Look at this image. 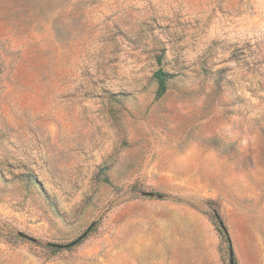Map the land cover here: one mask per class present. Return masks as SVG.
<instances>
[{
	"label": "rangeland",
	"instance_id": "rangeland-1",
	"mask_svg": "<svg viewBox=\"0 0 264 264\" xmlns=\"http://www.w3.org/2000/svg\"><path fill=\"white\" fill-rule=\"evenodd\" d=\"M213 212L264 264V0H0V264H229Z\"/></svg>",
	"mask_w": 264,
	"mask_h": 264
},
{
	"label": "trees",
	"instance_id": "trees-1",
	"mask_svg": "<svg viewBox=\"0 0 264 264\" xmlns=\"http://www.w3.org/2000/svg\"><path fill=\"white\" fill-rule=\"evenodd\" d=\"M160 59V58H159ZM159 63V61H158ZM152 79L155 81L156 83V92H155V99L158 100L160 99L166 92L167 90V83L168 81L171 79V75L168 73L163 72L161 69L156 70L153 74H152ZM105 182H107V180H104ZM156 197V199H167L168 195L164 194V193H155L154 194ZM212 204V201L207 202V205L210 207ZM212 222L214 225V228L216 229L220 239L222 241H224L227 245V249H228V262L229 264H236V260L234 257V253L232 250V246H231V242H230V238L228 235L227 230L225 229L224 225L222 224V221L220 220V218L218 217V215L216 214V212H213L212 214ZM92 227L88 228L85 232L86 235L85 236H81V238L76 242L75 245L73 246H68L66 247L61 246L60 248L58 247H53V246H47V247H43L47 250L50 251H59V249H66V250H70L72 247L76 246L78 243H80L82 240H84L86 238V236L91 232ZM17 238H24V239H28L31 240L29 237L23 235V234H17Z\"/></svg>",
	"mask_w": 264,
	"mask_h": 264
},
{
	"label": "water",
	"instance_id": "water-1",
	"mask_svg": "<svg viewBox=\"0 0 264 264\" xmlns=\"http://www.w3.org/2000/svg\"><path fill=\"white\" fill-rule=\"evenodd\" d=\"M142 195H147V196H152L153 194H151V193H141ZM90 228V227H89ZM86 235V232H84L83 233V235L82 236H85ZM81 237H79L77 240H75L74 242H72V243H70V244H68V245H65L66 247H68V246H73V245H75L76 244V242L80 239ZM46 246H53V247H58V248H60L61 246L60 245H55V244H50V243H47V244H45Z\"/></svg>",
	"mask_w": 264,
	"mask_h": 264
}]
</instances>
